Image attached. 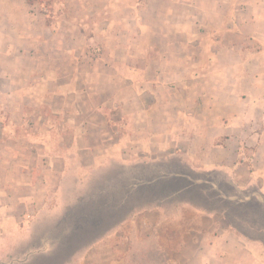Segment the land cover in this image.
<instances>
[{
	"label": "crops",
	"instance_id": "1",
	"mask_svg": "<svg viewBox=\"0 0 264 264\" xmlns=\"http://www.w3.org/2000/svg\"><path fill=\"white\" fill-rule=\"evenodd\" d=\"M0 264H264V0H0Z\"/></svg>",
	"mask_w": 264,
	"mask_h": 264
},
{
	"label": "rangeland",
	"instance_id": "2",
	"mask_svg": "<svg viewBox=\"0 0 264 264\" xmlns=\"http://www.w3.org/2000/svg\"><path fill=\"white\" fill-rule=\"evenodd\" d=\"M89 7H91V9H88ZM66 11H69V12H74V13H77V12H80V11H85V9H83V7H77L75 4H70V5H66ZM93 11V5H87L86 6V13L88 15V13H91ZM89 16V15H88ZM118 91L121 92V89H119ZM115 93V92H114ZM112 94V93H111ZM96 102V101H95ZM118 104H120V102H118ZM114 107L111 106L110 107H107L106 110L112 115V114H115L114 113ZM137 108L134 107L133 110H124L123 111V115H114V116H111L109 117L110 121L112 123H127V122H134V123H139L141 122V118L139 116V114H137ZM156 119H159V117H157ZM172 120L173 117H172ZM156 255V253H154Z\"/></svg>",
	"mask_w": 264,
	"mask_h": 264
}]
</instances>
